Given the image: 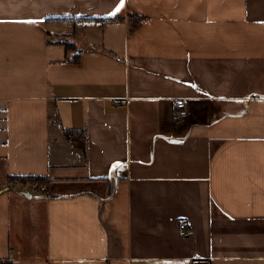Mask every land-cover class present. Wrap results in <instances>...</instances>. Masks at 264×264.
<instances>
[{
	"label": "crops",
	"instance_id": "1",
	"mask_svg": "<svg viewBox=\"0 0 264 264\" xmlns=\"http://www.w3.org/2000/svg\"><path fill=\"white\" fill-rule=\"evenodd\" d=\"M0 264H264V0H0Z\"/></svg>",
	"mask_w": 264,
	"mask_h": 264
},
{
	"label": "trees",
	"instance_id": "2",
	"mask_svg": "<svg viewBox=\"0 0 264 264\" xmlns=\"http://www.w3.org/2000/svg\"><path fill=\"white\" fill-rule=\"evenodd\" d=\"M88 19H98V20H101L103 22H113V21H117V20H120V19H124V15L123 14H120V13H117V14H113V15H108V16H104V17H97V18H86V17H83V18H78V17H75V16H49V17H46L44 19V21L46 22H76V21H80V20H88ZM145 19V16H142V15H139L135 12H131L129 13L128 15V20L131 22V23H140L142 22L143 20ZM50 42H53V43H60L62 45H64L67 49V51L69 50H75L77 51V45L75 42L73 41H70V40H50ZM78 58H79V54H76L74 55L73 59L74 61H78ZM175 110V108H174ZM176 120H179V118H176ZM68 135H71V132L70 131H67ZM22 180V181H31V182H36L38 184H42V185H45V177H40V176H24V177H13L11 176L9 178V183L2 187V188H10L11 187V183L12 181L14 180ZM120 179V177L116 176V177H113V176H110L108 177V181L110 183V191L108 193V197H111L113 196L115 193H116V190H117V185H118V180Z\"/></svg>",
	"mask_w": 264,
	"mask_h": 264
},
{
	"label": "built area",
	"instance_id": "3",
	"mask_svg": "<svg viewBox=\"0 0 264 264\" xmlns=\"http://www.w3.org/2000/svg\"><path fill=\"white\" fill-rule=\"evenodd\" d=\"M174 115L176 118L182 119L184 116L189 114V109L187 106V101L183 98H179L175 100L174 105ZM179 228L183 235L189 236L191 235L192 229L190 225L185 220L179 221Z\"/></svg>",
	"mask_w": 264,
	"mask_h": 264
},
{
	"label": "rangeland",
	"instance_id": "4",
	"mask_svg": "<svg viewBox=\"0 0 264 264\" xmlns=\"http://www.w3.org/2000/svg\"><path fill=\"white\" fill-rule=\"evenodd\" d=\"M83 21H84V20H80V21H76V22H73V23H74V24H80V23H82ZM79 22H80V23H79ZM78 26H81V25H78ZM54 40H55V39H54ZM186 116H188V115H186ZM186 116H184L183 118H186ZM183 118H182V119H183ZM30 182H31V181H30ZM33 183H35L36 185H38L41 189H44V190L46 189L44 185L42 186L43 183H42V184H38V183H36V182H33Z\"/></svg>",
	"mask_w": 264,
	"mask_h": 264
}]
</instances>
